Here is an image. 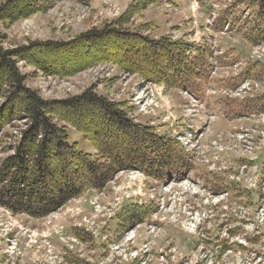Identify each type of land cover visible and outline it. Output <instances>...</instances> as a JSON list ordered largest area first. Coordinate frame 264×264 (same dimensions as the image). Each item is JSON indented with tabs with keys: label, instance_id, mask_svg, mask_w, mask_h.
Instances as JSON below:
<instances>
[{
	"label": "rangeland",
	"instance_id": "1",
	"mask_svg": "<svg viewBox=\"0 0 264 264\" xmlns=\"http://www.w3.org/2000/svg\"><path fill=\"white\" fill-rule=\"evenodd\" d=\"M13 1L0 0V6L20 7V0ZM250 1L210 0L203 8L202 0H57L45 13L14 23L0 22V34L7 49L35 41L69 42L114 22L134 3L144 2L149 6L142 10L143 16L128 28L136 31L147 25L149 30L142 34L157 40L167 37L200 47L208 44L214 60L218 58L225 67L239 63L243 72L256 63L254 59L264 64V47L245 38L249 28L242 19L246 17L249 25L256 21L257 8L246 7ZM226 11L233 30L216 25L217 18L227 16ZM91 46L77 52L35 53L42 60L48 57L62 64L73 62L70 58L75 53H80L77 58L92 55L99 45ZM18 67L29 76L28 87L46 100L59 101L95 88L101 96L127 103L136 121L151 123L160 135L187 146L192 171L175 183L155 182L140 172H120L102 191L86 193L43 219L0 208V264H264V154L246 149L249 139L239 141L232 136L241 129L250 133L256 124L247 119L252 114L245 106L248 100L222 101L226 98L219 90L234 87L224 68L218 69L217 77L209 76L216 95L205 94L197 102L185 91L147 83L110 63L65 79L42 73L33 77L34 67L22 62ZM257 87L264 91V83ZM261 91L246 99L260 102ZM220 102L232 108L225 118ZM237 111L241 113L236 115ZM84 112L69 113L70 118L83 119L106 140L120 141L117 156H123L128 147L131 151L145 148L133 136H121L102 112ZM25 126L17 122L7 131L17 134ZM195 132L201 136L191 144V139L198 138ZM68 134L80 151H93L80 133L70 128ZM256 153L262 157L256 160ZM130 206L145 207L150 213L144 223L132 227L120 220Z\"/></svg>",
	"mask_w": 264,
	"mask_h": 264
},
{
	"label": "trees",
	"instance_id": "2",
	"mask_svg": "<svg viewBox=\"0 0 264 264\" xmlns=\"http://www.w3.org/2000/svg\"><path fill=\"white\" fill-rule=\"evenodd\" d=\"M20 1V7L10 3L0 6V22L14 23L45 13L57 0ZM207 1L210 0H202L200 6L204 8ZM144 2L134 3L114 22L82 33L69 42L35 41L7 49L5 37L0 34V154L5 155L0 158V208L14 215L43 219L87 191H102L120 172H140L157 182H169L192 171L191 158L180 143L169 135H160L149 123L136 121L130 116L127 103L101 96L95 88L59 101L46 100L28 87L29 76L18 67L19 62L34 67L33 77L42 73L65 79L96 65L110 63L120 72L135 74L147 83L182 90L201 99L211 71L208 44L200 47L167 37L157 40L142 34L148 29L147 25L131 30L127 26L141 18L142 10L149 6ZM246 7H256L257 13L256 21L252 20L250 25L246 17L242 19L243 26L249 28L245 38L255 46L264 44V0H251ZM224 14L227 16L217 18L216 25L233 30L229 11ZM97 44L99 47L92 55L77 58L80 53H75L70 58L73 62L62 64L48 57L42 60L35 53L77 52V49ZM255 62L231 79L230 85L236 87L245 80H261L264 64ZM245 100H248L245 102L248 111L257 112L260 107L264 111V96L260 102L255 99L259 104H252L253 99ZM228 101L230 99L224 100ZM86 109L102 112L108 125L118 128L121 136H133L145 148L131 151L128 147L123 156H117L120 141L111 137L106 140L90 124H84L83 119L70 118L69 113H82ZM225 110L231 113L232 108L225 107ZM238 111L236 115L241 113ZM17 122H24L26 126L17 134L8 132L7 129ZM70 128L91 144L93 153L82 152L77 143L70 142ZM141 208L130 206L120 215V220L132 227L144 223L150 213L145 207Z\"/></svg>",
	"mask_w": 264,
	"mask_h": 264
},
{
	"label": "built area",
	"instance_id": "3",
	"mask_svg": "<svg viewBox=\"0 0 264 264\" xmlns=\"http://www.w3.org/2000/svg\"><path fill=\"white\" fill-rule=\"evenodd\" d=\"M246 86H247V85L243 86L241 90H244V89L246 88ZM245 136H248V135H245ZM249 137H250V136H249ZM240 138H243V137L241 136ZM256 148H259V147H255V149H256ZM246 149H249V150L252 152V150H254V147L248 146V147H246Z\"/></svg>",
	"mask_w": 264,
	"mask_h": 264
},
{
	"label": "crops",
	"instance_id": "4",
	"mask_svg": "<svg viewBox=\"0 0 264 264\" xmlns=\"http://www.w3.org/2000/svg\"><path fill=\"white\" fill-rule=\"evenodd\" d=\"M217 108L219 109L220 107L218 106Z\"/></svg>",
	"mask_w": 264,
	"mask_h": 264
}]
</instances>
